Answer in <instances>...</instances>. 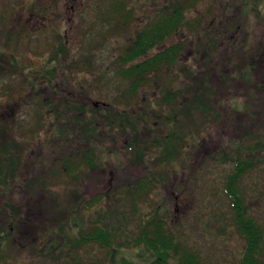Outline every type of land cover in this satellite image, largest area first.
Instances as JSON below:
<instances>
[{"label": "rangeland", "instance_id": "rangeland-1", "mask_svg": "<svg viewBox=\"0 0 264 264\" xmlns=\"http://www.w3.org/2000/svg\"><path fill=\"white\" fill-rule=\"evenodd\" d=\"M174 1L186 0H130L134 27L119 36L112 32L114 20L109 19L112 5L109 0H0V89H4L0 94L3 103L0 124L9 119L21 138V123L30 125L33 111L40 109L45 111L46 125L40 127V135L12 176L9 191L0 192V230L12 226L7 250L9 264H57L41 236L64 218L65 208L75 207L80 200L87 203L96 198L103 200L101 211L108 215L109 223H122L127 236L134 233L141 217L158 208L160 215L171 220L180 243L198 251L207 262L242 264L243 242L230 225L224 179L234 170V164L226 157L233 158L240 149L253 156L255 168L244 175L241 185L249 211L264 225V0H246L247 7L242 6L244 0H202L186 12L184 24L169 41L185 42L187 50H194L183 56L180 83L186 80L185 71L193 70L200 73L201 81L209 79L216 92L218 112L208 122L202 116L197 120L202 131L196 139L195 152L189 153L193 157L184 154L162 171L154 169L157 154L152 156L153 160L147 156L139 163L134 162L132 154L125 151L129 147L126 145L134 138L140 145L148 140L155 142L164 134L150 130L136 134L128 131L122 136L104 130L94 132L89 129V117L83 113L88 107L111 105L125 108L132 116L146 111L143 105L127 107L115 100L123 87L113 71L114 65L120 52L158 7ZM102 4H106L107 11L102 10V14L106 13L101 20L102 15L98 17L95 7L99 10ZM236 20H243L239 38L247 31L254 35V50L246 51L245 59L229 48L239 23ZM46 44L56 45L55 50H67L66 56L57 55L51 81L36 83L41 96L31 88L22 95L13 94L24 76L39 75L38 71L47 75L46 67L51 64L46 62L54 51L44 50ZM259 47L263 55L255 61L252 55ZM208 50H215L212 66L219 75L227 62L228 73H234L236 65H249L248 78L229 74L227 80L221 81L213 71L209 75ZM82 63L92 64L97 75L92 78L71 68V65L81 68ZM99 76L103 81L101 93L94 87ZM53 88L58 95H51ZM153 93L140 95L144 102L147 100V106L155 98ZM49 105L56 106L54 111H50ZM106 113L96 111V126L104 124ZM150 114L156 116L153 111ZM56 137L61 138L57 146L51 143ZM11 138L12 135L7 137L8 142ZM91 147L95 149L98 166L80 174L77 187L57 171L58 167L69 163L65 158L68 155L77 158ZM151 171L160 185L147 202L132 203L128 197L130 184L144 175L154 179ZM44 179L49 180L48 189L43 187ZM52 193L56 198L50 196ZM106 195L111 198L107 200ZM56 231L62 240L61 232ZM125 256L135 263L147 257L139 249L126 250Z\"/></svg>", "mask_w": 264, "mask_h": 264}, {"label": "trees", "instance_id": "trees-1", "mask_svg": "<svg viewBox=\"0 0 264 264\" xmlns=\"http://www.w3.org/2000/svg\"><path fill=\"white\" fill-rule=\"evenodd\" d=\"M109 1L112 2L111 7H109V19L114 20L112 32L119 36L123 35L134 27L135 19L131 2L130 0ZM200 1L202 0H186L184 3L174 1L161 5L152 18L136 31L134 39L118 55L113 71L120 78L123 89L119 98L116 97L115 100H119L127 107L143 105L145 109L147 108L146 111L144 110L147 112L146 114H144L145 112L136 113L132 116L127 113L125 108L119 109L115 105L107 108L103 106L98 109H95V106L88 107L83 112L84 116L89 117L88 125L91 126L89 129L94 132L104 130L110 135L122 136L128 131L136 134L150 130L157 131V135L164 134L160 138L157 137L155 142L148 140L140 145L138 139L134 138L132 143L126 145L129 147L125 151L132 154L135 158L134 162L139 163L145 160L147 156H151L152 159V156L157 154L155 170L162 171L164 168L173 166L178 158H183L184 154L193 157L194 154L189 155V153L195 152L196 139L201 136L202 131V127L196 124L197 120H201L202 116L208 122L218 112L216 92L213 90V85L209 79H202V82L200 73L188 70L185 71L186 80L180 83L178 76L182 69L181 66H183V56L187 51L193 52L194 50H187L189 47L185 42L169 43L173 37H176L184 24L186 12L194 8ZM248 4V1H242V6L247 7ZM103 9L106 10V4H102L99 10L95 7L98 17L102 15L101 20L107 11L102 14ZM242 21H239L233 33L234 39L229 41V48L234 50L235 54L237 53L242 59H245L246 51L254 50L252 49L254 35L251 31H247L240 38L238 37L240 27L243 25ZM55 46L51 47V45L46 44L44 47V50H52L53 48L54 51L46 62V64H51V66L46 67L47 75H41L38 71L39 75L24 76L20 83L18 79L19 86L13 94L22 95L28 88L35 90L38 81L40 83L51 81L53 66L58 60L57 55L59 53H64V56L67 55V50H63V48L55 50ZM260 50H262L260 47L257 48V53L252 55L253 60L256 61L262 57L263 52L260 53ZM196 52L200 53L199 50ZM214 54L215 50H208V65H211L208 68L209 75L213 71L212 74L219 80H227V77H230L229 74H232V77L235 75L234 78L240 76L244 79L248 78L246 76L251 70L249 65L246 67L236 65V71L228 73L227 62L222 74L219 75L212 66ZM74 63L76 64V60ZM71 68L76 71L79 69L78 72L91 75L92 78L97 75V71L93 70L94 67L90 63H82L81 68L71 65ZM104 76L102 75V78ZM102 78L100 76L95 78L98 85L94 87L100 93L99 87L103 82ZM262 85L264 87V84ZM2 91L4 89H0V94ZM36 91L37 95L41 94L39 89ZM150 91L154 92L155 95V98L149 100L152 102L153 108L149 103L147 106V100L144 102L140 98L143 92ZM13 94L9 95L13 96ZM51 95H58V92L53 88ZM1 104L3 103L0 102ZM55 105H49L52 107L50 111H54ZM101 110L107 112L103 118L104 124L96 126L98 121L96 111ZM151 111L154 112L155 117L150 114ZM166 111L170 113L168 116L165 114ZM43 115H45L44 110L36 109L32 114L35 123L33 121L30 125L26 122L21 123L20 135L22 137H19L20 139L13 130L14 124H9V119L3 120L0 124V192H3L4 189L5 192L9 191L11 180H13L12 176L21 163L25 161V155L40 135V127L46 126ZM76 121L81 122V119ZM155 123L159 125L156 127ZM159 130H162V133H159ZM83 131L88 133L85 129ZM10 135L13 138L8 142L7 137ZM59 138L54 139V142L51 143L57 146L61 139ZM91 148L86 151L83 149L84 155L77 158H71L68 155L65 158L69 163L58 167L57 171L64 174V177L77 187L80 186V174L91 169L94 170L98 166L95 149L94 147ZM226 158L234 164V170L225 177L224 184L225 196L229 205L230 225L243 242L242 264H264V225L249 211L247 197L241 185L244 175L255 168L256 160L250 153H244L241 149L233 158ZM152 173L154 179L144 175L138 178L137 182L130 184L128 197L132 203L135 200L147 202L156 186L160 185L156 174ZM48 182L47 179L42 180L44 189H48L50 186ZM50 196L56 198L53 193ZM110 198L107 196L106 199L109 200ZM102 201L101 198L92 199L87 203H81L80 200L75 207L65 208L64 218L55 226L48 228L41 236L57 264H211L198 251L187 248L180 243L179 234L171 220L160 215L158 208L141 217L134 233L131 232V235L127 236L122 229L124 227L122 223L119 221L109 223L110 218L101 211ZM88 218L89 221L86 222ZM13 224L11 223V225ZM11 227L5 226L4 229L0 230V264H9L8 255L10 253L7 250L12 240ZM57 229L61 232L62 240L58 239ZM133 249H139L147 257L143 258L140 263L130 261L125 256V252ZM93 257L95 259L91 261Z\"/></svg>", "mask_w": 264, "mask_h": 264}]
</instances>
